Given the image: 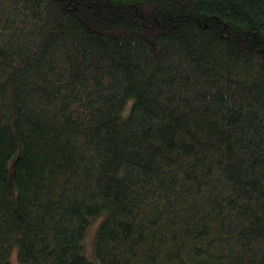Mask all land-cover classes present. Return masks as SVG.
<instances>
[{"label": "trees", "instance_id": "trees-1", "mask_svg": "<svg viewBox=\"0 0 264 264\" xmlns=\"http://www.w3.org/2000/svg\"><path fill=\"white\" fill-rule=\"evenodd\" d=\"M15 247L264 264V0H0V264Z\"/></svg>", "mask_w": 264, "mask_h": 264}, {"label": "rangeland", "instance_id": "rangeland-1", "mask_svg": "<svg viewBox=\"0 0 264 264\" xmlns=\"http://www.w3.org/2000/svg\"><path fill=\"white\" fill-rule=\"evenodd\" d=\"M100 223V220H94L92 222L87 230V234L84 240V253L88 258L91 260H96V255H95V247H96V234L98 231V225ZM19 250L17 247L13 248L11 255H10V261L11 264H20L19 261Z\"/></svg>", "mask_w": 264, "mask_h": 264}]
</instances>
